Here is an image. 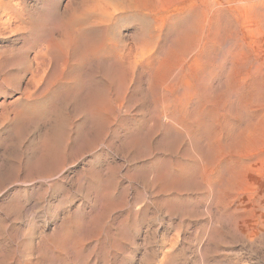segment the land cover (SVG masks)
Returning <instances> with one entry per match:
<instances>
[{"label": "rangeland", "instance_id": "obj_1", "mask_svg": "<svg viewBox=\"0 0 264 264\" xmlns=\"http://www.w3.org/2000/svg\"><path fill=\"white\" fill-rule=\"evenodd\" d=\"M129 1L0 0V264H264V165L221 187L226 160L204 184L191 120L205 106L218 126L204 101L221 93L226 45L215 82L196 86L214 95L177 105L179 80L160 85L153 69L189 17ZM239 93L230 124L255 117Z\"/></svg>", "mask_w": 264, "mask_h": 264}, {"label": "bare ground", "instance_id": "obj_2", "mask_svg": "<svg viewBox=\"0 0 264 264\" xmlns=\"http://www.w3.org/2000/svg\"><path fill=\"white\" fill-rule=\"evenodd\" d=\"M131 1H129L128 3L132 4V6L130 5V7H133V11H134V8H135V10L140 9V11H142L141 9L147 8L146 10H151V12H152V8H154V9L159 8L160 9L162 7V10L165 11V13H166V15H165L166 18H170L172 15H174L176 13H179L180 15H182V18H183V15H186L189 17L188 19L186 18L187 21L183 24V26L180 24L181 27L177 31L175 30L176 32H174V33H176V35L174 34L175 39H174L173 43H171V45L168 46L167 51L165 49L166 55L164 56V58L162 57L163 60L160 61V64L157 65V67H154L156 69V71H154V69H153V72H155L154 74H156V75H153L151 73L153 76L157 77V79L159 80L158 81L159 83H160V81L161 82L164 81L166 83V81L171 80L172 87H174V86H178V83L180 82V86L182 87L181 89L184 88V91L179 92L177 95H175V94L171 95V96H176V97H174L175 98L174 100L176 102L175 104H177V105L178 104H180L181 106H184L185 104L188 105V102L192 101V100L193 101L199 100V102H200L202 96L203 97L207 96L206 94H208V96H209L210 91H211V90L209 91V89L211 87L208 90L206 89L207 91H209V93H206V91L203 88L202 89L199 88L200 90L199 89L196 90V86H198V87H199V85L202 87L206 86L207 82L208 81L210 82L211 77H213L211 81L214 80L215 77L212 75L211 70L210 71L208 70V68L210 67V65L212 63H214L219 58L218 57L219 54H218L217 49H219L223 45H226L225 46L226 48L224 47L225 51L223 52L224 54L221 58V62H222V65L224 64V66L228 67L227 69H229V70H227L228 72L225 75V77L222 78V79H224V82L222 81V84H221L222 85V87H221L222 90H220L221 93L220 94L215 93L217 96L206 97V100L204 101V102L207 101L206 103L214 106L212 108V110H213V118L215 120L213 118H211V119H213V121H216V123L218 122L217 123L218 126H216V128L214 130H212L211 132L208 130L210 122H207L206 120H204L206 117L201 112V111H203V112L205 111V110H201L205 106L201 107L200 109L196 107L194 109V115H193L194 118L192 117V119H191V120L196 119L198 121V123L201 124L202 127H204L203 129H204L205 135H207L206 133L210 132V134H208V136H204V134H202L203 137L205 138V142H206V144H204L205 150H206V153H204V154L206 155V159H205V163H204L203 168H202V170L204 172L202 174L203 183L204 184L206 183L207 185L211 184L212 182L210 181V175L213 174L218 169H220L219 167H221V165L224 162H226V160H229V162H233L234 166H232V168H230V170H232V172L229 171L230 173L228 174V176L224 175L225 177L222 180L219 177V179L221 180V183L219 182L221 187L223 185L225 186L227 184L230 185L231 187H232V185H235L234 183L237 181L239 175L242 172H244V170L246 172L248 170H251V169L254 170L255 168H257V171H259L258 167L264 165V101H263L264 99L261 100V98H263V97H261V94H263L262 91L264 90V70L262 69L263 67L261 66L262 63L261 64L258 63L257 57L259 58V54L256 51V49L258 47L255 46L256 45L255 43L257 40L256 37H258V35H261L262 33H264V0H148L149 3L147 0H133L132 3H130ZM148 12H150V11H148ZM134 13H135V11H134ZM143 13H145V11ZM145 14H147V13H145ZM148 15L150 16V13ZM151 15L153 16V14H151ZM155 16H157V14ZM185 17H184V19H185ZM159 18H161V17H159ZM176 18H177V16H176ZM170 19H171V21H173L172 18H170ZM174 19H175V17H174ZM182 21L184 22V20H182ZM155 22H157V19ZM163 22H160L161 25ZM165 23L167 24V22H165ZM157 24H158V22H157ZM173 24H175V22ZM171 25H169V26H171ZM177 26H178V24H177ZM158 27H159V25H158ZM160 28L161 27H159V30H161ZM172 28H170V29L172 30ZM175 28H176V26H175ZM168 29H169V27H168ZM168 29L165 31H168ZM165 33H167V32H165ZM165 33L164 34L162 33V34L166 35ZM155 34H157V32H155ZM162 34L160 33L161 38H162ZM160 35H156V36H160ZM169 39L171 40V38H169ZM161 45H163V44H161ZM149 48L150 47H148V49ZM150 49H152V48H150ZM157 50L158 51H156V50L155 51H156V54L158 55L160 49H157ZM161 50H163V49H161ZM221 50H223V48H221ZM153 52H154V50H153ZM145 53H147V51ZM182 55H184V57H180ZM144 56H147V55L145 54ZM158 56H160V55H158ZM151 59L153 60L152 57H151ZM154 60H156V59H154ZM157 62H158V60H157ZM153 63H155V62H153ZM151 65L154 66L152 63L150 64V66ZM213 68H211V69H213ZM222 68H223V66H222ZM213 73H215V71ZM223 73L224 72H222L220 74H223ZM189 76H190V78H189ZM178 80H179V82H178ZM218 80L216 81L217 86H219ZM219 81H221V79ZM214 82H215V80H214ZM162 84H164V83H162ZM160 85H161V83H160ZM217 86L215 85L214 88ZM169 87H170V85H169ZM164 88H166V87L164 86ZM214 88H213V90H214ZM170 89H172V88H169L166 90L168 91ZM178 89L179 88H177V90ZM243 89H245V94L243 96H241V98H239L240 100H238V98H236L235 102L237 103L238 108L243 112V114L246 111L250 112V114H251V112H254L255 117L253 119L251 118L250 120L248 119V121L246 119L247 122H245V121H244V123L241 122L242 124H240V125L235 124L237 122L230 124V122H232V121L229 122V110H230L229 103L231 102L233 96L236 95L237 93H239ZM177 90H176V92H177ZM212 92L213 91H211V93ZM216 92H219V91L217 90ZM240 94L241 93H239L238 95H240ZM213 95H214V92H213ZM201 101H203V100H201ZM204 102H202V103H204ZM197 105H198V103H197ZM191 107H193V106H191ZM206 107H208V106H206ZM191 109H193V108H191ZM231 109H232V107H231ZM234 109H236V108H233V110ZM186 110H188V109H185V111ZM208 110H209V108H208ZM233 110H231V111L233 112ZM182 111H184V110H182ZM236 112H239V111H236ZM236 112H235V115H236ZM192 114H193V112H192ZM246 114H245L246 117L250 115V114H248V115H246ZM182 119H181V124L183 121ZM240 119H238V120H240ZM232 120H233V118H232ZM235 120H236V118H235ZM193 121L196 122L195 120H193ZM241 121H243V120H241ZM199 124L197 127H199ZM176 128H178V127H176ZM186 129L187 128H185L184 132H186V134H191L189 132V130L186 131ZM202 141H204V139ZM226 165H228V164H226ZM211 166H212V168H211ZM228 166H231V164ZM227 168L228 167H226L225 169H227ZM221 170H222V168H221ZM223 171H222V174L224 173ZM227 173H228V171H226L225 174H227ZM250 173H251V171H250ZM213 175H215V174H213ZM242 176H243V174H242ZM261 176H262V174H261ZM239 178H241V177H239ZM243 186H245V184ZM263 186H264V184H263ZM240 188L242 190V187H240ZM250 188H253V187H250ZM237 190H239V189H237ZM221 191L222 190H220V192ZM242 194L244 195V193H242ZM239 195L241 197V193H239ZM231 196H233V195H231ZM230 198H232V197H230ZM257 198H259V197H257ZM225 200H227V199H225ZM260 200H262V199H260ZM230 202H231V199H230ZM254 202H256V201H254ZM249 203H250V201H249ZM240 204H241V202H240ZM238 206H240V205L238 204ZM251 206H253V204ZM259 206H261V203L258 204V207ZM262 207H264L263 204H262ZM257 208H254V209H257ZM258 209H260V208H258ZM239 210L240 209H238V211ZM236 220L238 221V219H236Z\"/></svg>", "mask_w": 264, "mask_h": 264}]
</instances>
